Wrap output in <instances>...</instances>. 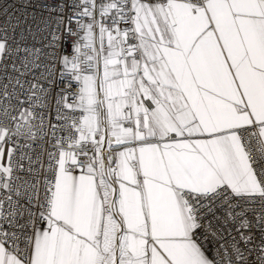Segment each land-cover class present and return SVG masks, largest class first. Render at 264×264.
Listing matches in <instances>:
<instances>
[{
    "label": "snow or ice",
    "instance_id": "obj_1",
    "mask_svg": "<svg viewBox=\"0 0 264 264\" xmlns=\"http://www.w3.org/2000/svg\"><path fill=\"white\" fill-rule=\"evenodd\" d=\"M0 14V264H264V0Z\"/></svg>",
    "mask_w": 264,
    "mask_h": 264
},
{
    "label": "built area",
    "instance_id": "obj_2",
    "mask_svg": "<svg viewBox=\"0 0 264 264\" xmlns=\"http://www.w3.org/2000/svg\"><path fill=\"white\" fill-rule=\"evenodd\" d=\"M8 2L10 4H13L15 5L17 0H8ZM51 2V0H50ZM31 11V10H30ZM20 14L17 13V16H19ZM4 21H3V16L2 14H0V24H2ZM73 27H75V23L73 22ZM17 35H19V31L17 32ZM25 35L27 36V33H25ZM26 43L29 45V46H32V45H35V47L37 48H40L43 46L44 43H46V41L38 36L36 40H33L31 36H27V40H26ZM44 51H48V49H44ZM67 53L69 55H72V50H71V41L68 42V45H67ZM59 67V66H58ZM61 87H63V85H61ZM72 91H75V88L72 89Z\"/></svg>",
    "mask_w": 264,
    "mask_h": 264
}]
</instances>
